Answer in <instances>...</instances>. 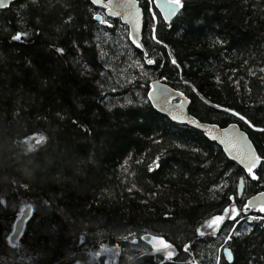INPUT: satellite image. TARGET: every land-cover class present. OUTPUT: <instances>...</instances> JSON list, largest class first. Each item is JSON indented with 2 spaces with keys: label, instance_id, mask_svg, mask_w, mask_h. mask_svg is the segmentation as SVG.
Instances as JSON below:
<instances>
[{
  "label": "trees",
  "instance_id": "obj_1",
  "mask_svg": "<svg viewBox=\"0 0 264 264\" xmlns=\"http://www.w3.org/2000/svg\"><path fill=\"white\" fill-rule=\"evenodd\" d=\"M185 4L171 28L158 29L166 49L143 32L157 61L145 65L150 79L139 74L141 53L130 46L125 26L119 20H109L111 28L100 25L90 0H16L0 10V198L6 200L0 264H229L225 248L231 264H264V221L241 218L235 224L241 235L227 243L221 234L196 232L234 194L245 175L241 168L201 133L173 124L145 102L160 75L191 99V115L221 127L238 123L264 152V132L256 130L264 128V0ZM21 30L28 39L12 41ZM53 44L68 54L58 56ZM38 132L46 142L26 151L25 139ZM157 156L161 167L148 171ZM261 191L249 180L245 198ZM25 204L33 210L13 246L6 237ZM145 236L172 243V259L161 261Z\"/></svg>",
  "mask_w": 264,
  "mask_h": 264
},
{
  "label": "snow or ice",
  "instance_id": "obj_2",
  "mask_svg": "<svg viewBox=\"0 0 264 264\" xmlns=\"http://www.w3.org/2000/svg\"><path fill=\"white\" fill-rule=\"evenodd\" d=\"M32 2L36 3V0H32ZM9 3H11V0H0V7H8ZM91 3L102 9H106L108 17H118L124 21L125 32L130 46H134L136 49H139L141 53L142 62L141 60H137L135 61V64L140 70L139 74H143L147 79H150V77L147 75L145 65H155L157 61L149 56V52L146 48L145 37L143 36L145 28L148 32L147 39L151 40L155 45H161L166 49L168 46L164 44L162 38L158 36V29L164 26L171 28L173 25V19L180 17L187 11L185 0H143V3H141V0H107V2H105V0H91ZM21 7L25 8L27 5H21ZM92 18L99 22L100 25H107L109 28L112 27V24L109 23V19L99 13H93ZM71 20L72 17L68 16L67 20L64 22L67 24L71 22ZM127 25H131L130 31L127 30ZM29 36L30 33L27 30H21L13 34L11 36V40L22 42L23 40L28 39ZM217 43H219V41H217ZM51 47L52 51L58 56H65L68 54L66 53V49L63 47L55 44ZM73 50L79 51V47L74 44ZM168 55L171 56V52H169ZM170 62L177 69L180 68V64H178L176 59L173 58ZM84 67L87 68V65H84ZM261 71L264 72V69H261ZM100 75L103 76L104 73H100ZM184 83L188 84L187 81H184ZM191 90L193 92L197 91L194 87H192ZM113 91H115V89H113ZM154 92V87L145 92L147 97L145 102L152 101L154 99ZM176 95L180 98L179 103L171 104V94H169L165 98V102L171 106L167 109H162L171 115L172 120L181 119L180 115H174L172 113H180L183 110L184 102L187 99L184 92H177ZM201 99L203 100L204 98L201 97ZM204 102L208 103L206 100ZM126 103L131 105L133 101L128 99ZM124 106L125 105H121V107ZM213 107L221 109L226 114L238 117V119L243 121L249 128H255L252 121L247 119L245 115H242L240 112H237L230 107L222 108L219 104L213 105ZM57 116L60 119H63L59 113H57ZM72 123L77 124L79 127H83L82 123L76 120H73ZM188 123H191L198 128H204V125L195 119L188 121ZM256 130L264 132V128H256ZM204 132L206 135L210 136L211 140L217 141L223 146L224 152L228 154L231 160L237 162V164L241 166V171L245 174L238 177L234 194L226 197V205L220 209L217 214L211 215L209 219L204 220L203 223L196 228V232L201 237H216L217 234H221L224 237L225 243H227L234 237H239L241 235L240 232L235 231V224H238L241 218L249 221H264V215H248V213L253 210H257L259 213L264 214V203L260 202L257 197H252L251 200H247L245 198V188L249 180L256 181L264 187V152H258L252 146L248 138L243 133L237 131L236 125H229L228 128L221 129L216 124H211L209 127L204 128ZM29 141H34V143H29ZM44 142H46V137L42 132L33 133L24 141L26 151H34L36 146ZM159 161V156L154 157L152 162L147 165V170L151 172L159 169L161 167ZM137 163H140V161H137ZM226 175L228 174L226 173ZM21 186L27 188V185ZM225 187H227V182L219 186L221 190ZM258 197L264 200V191L259 192ZM238 200L239 203H237ZM43 203L47 205L48 201H44ZM4 204H6V200L0 198V205ZM32 210L33 205L31 204H25L24 207L19 209L21 217L19 223L21 225L24 224V218L28 217L32 213ZM13 231L14 236L6 237L9 242L13 241L15 236L21 235L19 226H16ZM123 239H127V237H124ZM141 239H146L156 252L161 253V261L171 260L175 254L173 244L167 242L162 236L141 237ZM183 247L184 251L187 252L189 246L186 244ZM101 250L111 251V249H105L103 244H101ZM224 252L227 254L228 259L231 260V251L228 248H225ZM94 255L99 256L100 253L97 252Z\"/></svg>",
  "mask_w": 264,
  "mask_h": 264
},
{
  "label": "water",
  "instance_id": "obj_3",
  "mask_svg": "<svg viewBox=\"0 0 264 264\" xmlns=\"http://www.w3.org/2000/svg\"><path fill=\"white\" fill-rule=\"evenodd\" d=\"M15 1H16V0H11V3H9V6H8V7H0V10L8 9V8H9V7H10ZM90 2H91V0H90ZM105 2H107V0H105ZM94 6H95V8H96L99 12L103 11V12H104V16H105L106 18H108L109 20H119V21L125 26V23H124V21H123L122 19H119L118 17H108V16H107V10H106V9H102V8H100V7L97 6V5H94ZM102 16H103V15H102ZM127 29L130 31V30H131V25H127ZM133 47H134V46H133ZM134 48H135V47H134ZM138 50H139V49H138ZM152 87L155 88V92L153 93V95H154V99H153L152 101H149V102H150L151 106L153 107V109H154L156 112H158L159 114H161L162 116H164L165 118H167V119H168L169 121H171L173 124L180 125V126H185V127L189 128V129H192V130H194V131H197V132L201 133V134H202V135H203L208 141H210V142L216 144V145H217L218 147H220V148L222 149V151L224 152L223 146L220 145L217 141H213V140H211V139H210V136H209V135H206L205 132H204V128L209 127L211 124H210V123L202 122V121H200L199 119H197L196 117H194L193 115H191V113H190L191 99H190L185 93H184V94H185V96L187 97V99H186L185 102H184L183 110H182L180 113H177V112H173V113H172V114H174V115H180V116H181V119H179V120H172V119H171V115H169L168 112L162 110V109H167V108H169V107L171 106V105H169L168 103L165 102V98H166L169 94H171V104H177V103H179L180 98L176 95V93H177V92H183V91H181V90H177V89H174V88H172L171 86H169L168 84H166L165 81H164L163 79L160 78V75L158 76V78H157L154 82L151 83L150 90H151ZM193 119H195V120H197V121H200V122L204 125V128H198V127H196L195 125H193V124H191V123H188V121H191V120H193ZM216 125H217L219 128H221V129H222V128H228L229 125H236L237 131L240 132V133H243V134L248 138V140L251 142L252 146L255 148V146H254L253 142L251 141V139H250L249 135L247 134V132L244 131V130L240 127V125H239L238 123H232V124H229V125L224 126V127H221V126L218 125V124H216ZM213 134H215V133H213ZM255 149H256V148H255ZM224 154L227 156V158H228L230 161L235 162V161H233V160L230 159V157L228 156L227 153L224 152ZM235 163L237 164V162H235ZM237 165L241 168V166H240L239 164H237ZM253 197H257V199H258L260 202L264 203V200H262L261 198H259V197H258V194H257V195H254ZM251 199H252V197L249 198L248 200H251ZM256 211H257V210H253L252 212H256ZM252 212H250V213H252ZM30 216H31V214H30L28 217L24 218V219H25V222H24V224H22V225L19 223V221H20V219H21V217H20L19 220L17 221L16 225H15V227H16V226H19L20 231H21V235H22L23 230H24V228H25L26 222L30 219ZM21 235H19V236H15V237H14V240L11 241V244H12L13 246H14V245L16 246V245L18 244ZM12 236H14V232H13ZM12 236H11V237H12ZM145 237H149V236H145ZM144 240L147 242L146 239H144ZM223 255H224L225 260H226L229 264H231V263L233 262V256H232L231 260H229L228 257H227V254H226L225 252H223ZM194 262H195L196 264H201V263L197 262L195 259H194Z\"/></svg>",
  "mask_w": 264,
  "mask_h": 264
},
{
  "label": "clouds",
  "instance_id": "obj_4",
  "mask_svg": "<svg viewBox=\"0 0 264 264\" xmlns=\"http://www.w3.org/2000/svg\"><path fill=\"white\" fill-rule=\"evenodd\" d=\"M103 14H101V15H103L104 16V12L103 11H101ZM101 12H99V14L101 13ZM98 13V12H97Z\"/></svg>",
  "mask_w": 264,
  "mask_h": 264
},
{
  "label": "rangeland",
  "instance_id": "obj_5",
  "mask_svg": "<svg viewBox=\"0 0 264 264\" xmlns=\"http://www.w3.org/2000/svg\"><path fill=\"white\" fill-rule=\"evenodd\" d=\"M171 59H173V58H171ZM148 243V242H147ZM110 254V253H109Z\"/></svg>",
  "mask_w": 264,
  "mask_h": 264
},
{
  "label": "bare ground",
  "instance_id": "obj_6",
  "mask_svg": "<svg viewBox=\"0 0 264 264\" xmlns=\"http://www.w3.org/2000/svg\"><path fill=\"white\" fill-rule=\"evenodd\" d=\"M154 82V81H153Z\"/></svg>",
  "mask_w": 264,
  "mask_h": 264
}]
</instances>
